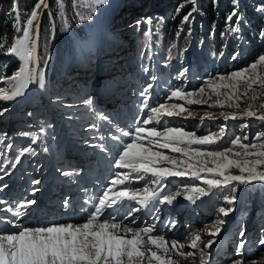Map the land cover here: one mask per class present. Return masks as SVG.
Listing matches in <instances>:
<instances>
[{
	"label": "snow or ice",
	"instance_id": "1",
	"mask_svg": "<svg viewBox=\"0 0 264 264\" xmlns=\"http://www.w3.org/2000/svg\"><path fill=\"white\" fill-rule=\"evenodd\" d=\"M79 0H77V3ZM92 5V11L96 10V5H107L109 0H89ZM58 13L61 17L65 15V0H57ZM186 3H191L193 8L182 17L181 30L184 24H190L195 17L193 13L199 12L197 0H185L177 12L181 11ZM43 6L48 9L47 0H38L30 14H26L25 26L22 36L15 39L7 47L6 54H15L22 58V66L10 78L12 86L0 88V102H10L24 95V90L30 82L38 81L39 88H45V74L43 70L39 72L35 68L30 69L29 64L37 60L36 49L40 35V24L35 25V39H33V22L40 19V10ZM213 6L219 7V0H213ZM258 11L264 12V7L258 8ZM13 14L16 25L19 26L20 13L18 0H14ZM49 15L51 12L49 11ZM91 18V17H89ZM235 18V25L232 22ZM243 14L240 12L239 0H232V11L226 14L225 32L237 36L241 33ZM142 21H137L140 24ZM147 24L152 23V17H147ZM158 31V28H157ZM152 29H149L150 35ZM180 32H177L179 35ZM189 34L191 30L189 29ZM224 35V33H222ZM260 37L264 39V30L260 32ZM7 37L0 38V48L5 46ZM176 47L175 44L172 45ZM223 55V53H221ZM236 55H239L237 53ZM236 56H233L235 59ZM151 59V57H149ZM46 62V61H45ZM264 66V55L248 67L232 71L228 74H218L209 76L194 91H185L183 86L170 88L165 95V101L156 106L150 103L154 87L153 83L147 86L139 93L141 99V111L147 109L145 118L136 119L133 128L125 131L116 127L118 134L110 138L118 143L119 151L113 158L115 171L113 178L108 181V186L102 190V193L95 197H89L84 201L87 207H82V221L78 222H58L53 221L36 226H26L21 221L29 210L36 205L35 194L40 191V180H33L30 189V196L21 197L15 202H9L0 198V264H178L173 260L172 254L185 259L193 257L196 251L201 256L200 264H210L211 252L209 251L216 242V237L222 231L221 227H216L214 231L208 230L207 235L211 237L207 243L200 247L202 236L194 230H189L184 239L187 246L193 251L184 252L186 243L180 240H167L162 234H154L156 221H159V205H172L177 197L183 196L187 201L196 203L201 197H207L217 192V202L224 201L226 206L215 208L217 214L227 217L234 211L232 205L237 200V189L239 185H248L252 182L264 183V171L260 167L264 165V132L257 133L251 142L245 134L243 138L236 135L230 138L226 145L217 144L225 136L227 125L220 126L218 132H210L207 135H197L195 131H186L183 127L168 126L166 117H193L194 113L187 105L208 104L211 95L205 98L206 89L211 91L217 99L210 107L219 105L221 108L227 103L228 107L240 108L239 101L247 96L248 90L253 89V85H259L264 89V77L257 73V67ZM144 72L149 68L144 67ZM188 72V68H183L178 73L177 79H181ZM152 81L157 79L151 76ZM245 85V91L240 93V86ZM226 88L230 91L221 92L220 89ZM258 94L254 92L251 100L255 101ZM199 97V98H194ZM172 98H177L184 103H169ZM87 106L92 105V100H84ZM71 107V105H69ZM264 108V105L260 106ZM250 104L246 110L241 113L231 112L221 116L224 121L237 119L239 116L256 117L264 121V112L252 110ZM8 108H0V116L8 112ZM29 116L32 113H28ZM215 119L211 113H206L205 117H200V122L204 119ZM98 119L111 123L109 117L103 113L98 114ZM165 120L162 130H158L161 121ZM156 125V126H149ZM91 128L97 127L95 124ZM241 129H247V123L242 124ZM43 131V128L41 129ZM21 136H30L32 143H35L40 137L37 134L22 132ZM123 138H128L125 142ZM4 135L0 134V141ZM104 139V137H100ZM257 141H260L257 143ZM195 146V147H194ZM12 149V144L5 145ZM104 148V146L97 145ZM157 149V150H154ZM163 150H170L171 153L180 154V157L165 154ZM47 151V149H43ZM106 151V149H105ZM26 154L35 155V149L29 144L19 151L15 152L11 159L0 160V171L5 176L11 173L7 168H15L21 163V157ZM0 155L3 151L0 150ZM211 163L213 167H209ZM238 169L239 174H232L231 169ZM72 172H63L64 176H71ZM203 174V175H202ZM169 177H190L191 181L185 183L183 187H178L175 192L166 188V182ZM211 177V178H209ZM4 176H0L3 181ZM140 180L144 182L142 188H133L132 181ZM202 181L205 187H201L198 182ZM233 182H238L234 184ZM8 187L7 184L0 183V192ZM128 202H137L142 208L147 209L153 218L152 223L145 222L144 226H136L132 217L134 212L141 208L129 207L128 211L122 216L117 214L120 208L125 207ZM64 209L72 207L70 200L65 199L62 202ZM108 209H112L111 212ZM107 213V214H105ZM218 225H223L225 221L219 219ZM177 226L174 219H170L164 224V227L171 230ZM241 238L245 237V231L239 232ZM247 243L246 239H241L236 245L237 259H232L229 264H248L244 258V249ZM258 243L264 246V236ZM251 264H256L253 259Z\"/></svg>",
	"mask_w": 264,
	"mask_h": 264
},
{
	"label": "rangeland",
	"instance_id": "2",
	"mask_svg": "<svg viewBox=\"0 0 264 264\" xmlns=\"http://www.w3.org/2000/svg\"><path fill=\"white\" fill-rule=\"evenodd\" d=\"M205 1L206 0H197V5L199 8V12L197 13L201 16L206 15L202 9L203 6L201 5V3ZM37 2L38 0H18L20 13V22L18 27L20 28L21 33L16 37V39L22 36L27 18L26 14H30ZM47 2L49 6L48 9H44L42 6L41 9L38 10L41 13L40 19L33 22V39L36 38L35 25L37 23L40 24V32L43 34V26H45L46 22L44 15L45 13L48 12V17L50 16L51 19H54L56 22L54 16L59 14L57 9V0H47ZM65 3L69 4L66 2V0ZM70 3L71 4L69 7L74 12L73 15H75L76 21L74 22L62 19L64 22L66 36L64 37L62 45L57 43L56 50L59 54L55 57L54 70L52 71L53 77L51 78L50 85V89L55 91V98H57L60 102H55L54 104L53 101L54 105L51 104V100L53 99H49V101L44 102V99L40 94L41 88H39L38 81H33L29 84L31 87L33 83H36L38 87L35 91L33 99L30 100L23 95L25 98L18 97L14 101L0 102V108L9 109V111L3 116H0V134H3L4 138L8 137V140L5 141V139H3L0 141V150L3 151V155H0V160L11 159L18 149L20 150L25 146L23 143L15 142L14 137L16 133L18 139L20 140L31 138L30 136L19 135L22 132L36 134L37 129H33L31 126L32 117L28 115V113H32L33 110H36L35 115L36 117L38 116L39 123L42 124V128L46 129L47 131L51 130L50 135L54 138L56 144H59L58 138L60 135H63L68 139L69 145L67 142V148L63 156L66 159V164L68 165L60 167V171L65 168L68 169L71 166L76 168L78 167L81 171H83V168L86 166L84 164H78L76 161H74L75 163L73 164L72 160H70V157L73 159L75 155V148H71L72 142L76 143L78 146L79 143H82L81 147L90 149V152H97L98 155L96 154V161H102V158L109 157V160L107 161L114 162L113 158L116 157L119 147L118 143L113 141L110 137L112 135L118 134L116 132V127L126 130V128L122 127L128 125L127 127L133 128L136 119L142 120L145 118V114L148 110L144 109L141 111L142 98L139 96V93L147 86L148 83H153L154 85L152 89L153 97L150 103L152 106H156L157 104L163 103L165 101L166 92L170 88L183 86L185 91H194L199 86H201L209 76L228 74L232 71L248 67L250 64L254 63L260 55H264V52L260 53L246 65L230 67L228 70L221 69L224 62L223 55L225 47L227 46V50L229 51L227 54L229 60H234L233 56H236V54L239 53L241 49H244V42L246 40V33L244 32L245 27L248 25H253L256 29L258 28L252 24L251 21L256 17V15L260 14L258 8L264 7V0H239L240 12L244 9V11L248 13L250 19L248 20V17L246 19L243 15L244 19L242 22V30L241 33L237 35V37H230V34L225 32L227 27L225 20L220 29L219 26L215 27L214 24L209 26L206 20H203L202 18L198 20L197 13H193L195 19L190 24H184L183 29L181 30L182 17L193 8L191 3H186V6L177 13L178 7L182 3H185V0H109L107 5H101L102 11H107L109 17L110 13L112 14L109 24L107 23V27L101 19L102 16L100 15V5H96V10L92 11V5L90 4L89 0H79L78 3L77 0H70ZM225 3H229L228 6L230 7L229 10L231 12L232 0H219V7L213 6V8L219 10L220 7H223ZM13 4L14 0H0V10H3V7L6 6V10L4 11L5 15H7L8 19L12 20L13 25L17 26L16 21L14 20ZM27 9H30L28 13ZM49 11L51 12V15H49ZM226 11L229 13L227 9ZM179 14L181 15L179 16ZM261 15L263 16L262 21L264 22V12ZM166 16H168L170 19H173L174 17L178 19L175 25V36L173 37L172 42L176 43V40L178 41L176 44L178 47L179 56L175 62L171 61L169 63L172 65V67H169L163 74L154 73L152 76H156L157 79L152 81L150 79V72H144L143 68L147 67L149 63H152L151 65L154 63H159L160 60L167 58L166 54L169 52L168 50L162 51L161 49H155L156 47L154 48L152 46L150 56L143 58L142 50L146 45V41L143 38L144 34L140 25L141 23L137 24V21H145L147 17H152V23L147 24V27L152 29V31H156L157 28L161 31L163 25L162 20ZM172 22V24L175 23L174 21ZM232 24L233 26L235 25V18L233 19ZM261 28L258 31H260ZM189 29L195 35L198 48H201V46L202 48H205V44L207 43L208 39L214 36V31L216 30L218 32V36L221 37L223 42V45L220 47V49H217V55L209 56L206 61L202 60L194 63V60H190L187 52V44L189 41L184 42L185 36L189 33ZM160 31L159 33H162ZM178 31L180 32L179 35H177ZM222 33H224V35H222ZM119 35H124L126 40H130L129 43L123 41L120 44L118 39ZM93 37L99 38V40L102 38L104 40V44L100 48H98V45L96 46L97 48L92 47L90 43L93 40ZM44 39V36L39 35L36 49V52L39 50L40 56L39 71H44L46 66V59L43 60L41 58L42 45L43 42H45ZM155 39V36L153 38V36L150 35V40L153 43L156 41ZM124 43L129 45L128 49L124 47ZM67 44L71 46H69V49L68 47H65ZM193 46L194 44H192V47ZM43 48L45 49V46ZM117 49L119 51H116ZM100 51H102L103 54L99 53ZM221 53H223V55H221ZM99 56L104 57L100 63H104L102 64V67L104 68L105 66V71H108L106 75L103 73L101 77H106L111 74V77H108L105 80H102V78L100 79L103 81L101 86L107 84L104 83L105 81H111L114 76H118L120 82H125V85H123L124 83L119 84L117 96L119 97V101H121L123 95V85L126 90H128V92L126 91L125 93L126 101H121L120 104H116V102H110L108 99H106L107 102L111 103L110 105L101 98V94L95 92L91 93L93 86L92 77H95L94 64L96 63L97 57ZM149 57H151V59H149ZM114 58L117 60L116 63L114 62ZM17 59L19 66L17 67L16 71H18L22 66V58L17 57ZM107 63L113 64L108 66ZM31 64L32 62L29 64L30 69H32ZM183 68H188V72L185 73L183 78L177 79L178 73L182 71ZM256 71L260 76L264 77V66H258ZM147 73L149 74L147 75ZM173 73H176L175 77L173 76ZM7 76L9 75L7 74V69L4 66L2 69H0V88H11L12 83L7 81ZM45 86L48 87L49 85H46L45 83ZM245 87L246 86L243 84L240 86L241 94L244 93ZM220 91L228 92L230 90L222 88ZM254 92L258 94L255 101L251 100V96L254 94ZM61 93L63 94V97L70 96L72 98V102H67L65 99H60ZM93 94H96L95 99L97 111L96 113L91 110L90 111L93 112L96 119H89L87 105H85L82 101L90 99ZM208 95H211V100H209L208 104L187 105L185 103V107L194 113L193 117H186V114L184 117H166L165 120L167 121L168 126L183 127L186 131H195L199 136L207 135L210 132H218L220 126L226 124L227 128L225 131V136L221 140L217 141V144L221 145H226V142L230 138H234L236 135H239L241 138H243L245 134L248 136V141L246 142H251L257 133L264 132V121H261L256 117L238 115V118L235 120L229 119L228 121H224L223 117L221 116V112L226 115L231 112H236L239 114L246 110L250 104L253 106L252 110H258V115L260 112H264V108L260 107L261 105H264V89H261L259 85H253V89L248 90L247 96H244L239 101V109L228 107L227 103L223 108H221L219 105L210 107V105H212L215 100H222L223 97H217L211 91L206 89L205 98H207ZM16 103H19V107L18 105L15 106ZM169 103L184 102L178 100L177 98H172ZM69 105H71V107H69ZM118 107L121 109L120 113V109ZM126 109H132L130 115L127 117L125 114ZM66 112L68 115L63 116V113ZM100 113L107 115L111 123L98 119V114ZM206 113H211L213 117L216 118H205L203 123H201L200 117H205ZM118 116L121 118V121H124L125 119V121L128 120V122L126 124L121 123ZM165 120L161 121V126L158 127V130H162V125L164 124ZM102 121L106 123L105 126L102 125ZM244 123L248 124L249 127L247 129H241L240 126ZM93 124H95L97 127L91 128L90 125ZM107 125L110 126V129L106 127ZM100 137H104V139H100ZM12 139L14 141L9 142V140ZM259 142L260 141H257V143ZM9 143L13 144L12 149L5 147V145ZM101 144L104 146L103 149L97 147V145ZM154 150L157 149L154 148ZM163 151L167 155L180 157V154L171 153L170 150ZM91 158L92 157H88L87 160L89 161ZM34 161L37 162L38 160L35 159ZM208 166L213 167L214 165L209 163ZM32 168L34 169L36 167L32 166ZM8 169L9 168L6 170L8 171ZM111 169L114 168L112 167ZM260 170L264 171V165L260 167ZM30 171L33 172V170ZM37 171L39 173L33 172L31 179L41 176V172L45 171V169H40ZM230 171L232 174H239L238 169L233 168ZM71 172L74 173V171ZM1 173L4 172L0 171V174ZM98 174L99 176H103L100 171ZM109 176H112V173H110ZM191 179L192 178L190 177H169L166 182V188L171 192H175L178 187H183L184 184L191 181ZM7 180L8 179H3V181H0V183ZM198 183L201 187H205L202 181ZM143 186L144 182L140 180H134V183L132 184L133 188H142ZM248 186L254 190L250 209L246 211L239 208V211L236 212V209L238 208L237 202L240 197L239 190L237 189V200L234 205H232L234 211L229 213L227 217H224L222 214H217L215 211L216 207H227L224 201L220 200L217 202L216 196L213 195V193L217 192L215 189H213V193H210L209 196L201 197L200 199L196 200L195 204L187 201L183 196L177 197V200L174 201L172 205L166 204L167 208L164 207L160 209V212L158 213L160 219L159 221H156V223H158L156 225L157 231L154 234H162L169 241L172 239H177L180 240L181 243H186V247L183 249V251L188 252L193 251L187 246V242L184 239L186 233L189 230H194L195 232L201 234L202 241L200 242V247L203 248L208 239L211 238L206 234L207 229L214 231L215 228L219 226L222 228V231L216 237V242L209 250L211 252L210 264H229L230 260L239 258L236 255V245L241 239L247 240L244 249V258L248 261V264H251L253 259L256 260V264H264V246L258 243L259 239L264 236V201L260 196V190L261 187L264 186V183L252 182L248 184ZM32 187L33 186L30 185L29 188ZM129 207L139 208L140 205L137 202H132L131 206L129 203L127 204V209H129ZM145 211L146 210L142 208L140 211L134 212L133 214L137 215V213L141 212L145 218H148V213ZM119 214L121 215L122 213L119 211ZM145 218L137 221L136 226L142 227L144 226L145 222H153L151 213L149 214V218H151L150 220ZM170 219H174L177 222V226L169 231V229L164 227V224ZM219 219H223L225 221L222 226L218 225L217 223ZM29 222L30 221H28V223ZM241 229L245 231L244 238L239 236ZM172 258L173 260L178 261V264H200L201 261V256L198 251H196V254L193 257H189L187 259L180 257L175 253L172 254Z\"/></svg>",
	"mask_w": 264,
	"mask_h": 264
},
{
	"label": "trees",
	"instance_id": "3",
	"mask_svg": "<svg viewBox=\"0 0 264 264\" xmlns=\"http://www.w3.org/2000/svg\"><path fill=\"white\" fill-rule=\"evenodd\" d=\"M29 1V0H27ZM66 2H68L69 4L65 5V15L63 17H61L59 14H56L54 16L56 22L54 21V19L52 20L51 17H48V12L45 13V26H43V34L41 32V36H44V40L45 42H43L42 45V59L43 60H48L49 55L51 53V49H52V64H51V78L53 77V73L52 71L54 70V62H55V57L56 55H58L59 53L57 52L56 48H57V43L61 44L63 43L64 37L66 36L65 34V29H64V22L63 20H69V21H76L75 19V15H73V11L70 9V0H66ZM201 5L203 6L202 9L204 10L206 15L201 16L200 14H198V20L199 19H203L206 20L207 24L210 26L212 24H214L215 27H218L221 29L222 24L224 22V18L227 14L226 9L230 12V7L228 6L229 3H225L223 7H220V9H214L213 8V1L212 0H206L205 2L201 3ZM3 10H0V38L3 37H7V40L5 42V46L3 48H0V69H2L4 66L7 69V74L9 76H7V81L10 82L9 78L16 72L17 67L19 66V62L18 59L16 57L15 54H6L7 51V47L10 46L14 40L16 39V37L21 33V30L18 26H15L12 24V20L7 18V15H5V10H6V6L3 7ZM58 9V8H57ZM30 9H27V13L29 12ZM173 13H174V9H173ZM178 13V12H177ZM241 13L245 16V18L248 20L250 19L248 13L246 11H241ZM260 14L256 15V17L254 19H252V24H254L255 26H257L258 28L256 29L253 25H248L245 27V33H246V40L244 42V49H241V51L239 52V55H236V58L234 60H229V58L227 57V54L229 53V51L227 50V46L224 49V62L223 65L221 67L222 70H228L230 67H235V66H242V65H246L248 64L253 58H255L257 55H259L260 53L264 52V39H262L260 37V32L262 30H264V22L262 21V13L263 12H259ZM181 14H179L180 16ZM195 15V14H194ZM178 16V17H179ZM175 18V17H174ZM170 19L168 16L163 18V25H162V29L160 30H156L153 31L151 34L154 38L155 36V42L154 45L158 50H162V51H167L169 53H167V59L161 63L159 65V68L161 71L166 70V68L168 67L169 63L171 61H176L179 53H178V47H177V40L176 43H173V37L174 35V29H175V25L176 22L178 21V19ZM174 21L175 23L172 24ZM254 22V23H253ZM141 27L143 30V38L146 41V45L143 47L142 50V56L143 58H146L147 56H149V35L147 32V23L145 22H141ZM262 27V28H261ZM139 28V27H138ZM261 28L260 31H258ZM162 32V33H159ZM204 36V33H203ZM230 37H233L232 35H230ZM237 37V36H234ZM139 40V38H138ZM191 43L194 44V46L191 48L190 53H189V57L190 59H193L194 61L200 59L203 61H206L208 59L209 56L213 55H217L218 50L220 49V47L223 45V42L221 40V37L218 36V32L215 30L214 31V36L210 37L207 41V43L205 44L206 47L205 48H198V43L197 40H195L194 37V33L191 32V34H187L185 36V40L184 42L190 41ZM204 40V39H203ZM175 44L176 47L173 48L172 45ZM45 46V49L43 48ZM69 46L67 44V46L69 49ZM71 47V46H70ZM65 49V48H63ZM67 49V50H68ZM63 56V54H62ZM150 67V66H149ZM153 68H151V70H153ZM11 83V82H10ZM242 188V202L239 204V208L242 210H246L248 211L250 209V204H251V199H252V195H253V189L250 186H240L239 188ZM261 194V198L264 201V186L261 187L260 190Z\"/></svg>",
	"mask_w": 264,
	"mask_h": 264
},
{
	"label": "bare ground",
	"instance_id": "4",
	"mask_svg": "<svg viewBox=\"0 0 264 264\" xmlns=\"http://www.w3.org/2000/svg\"><path fill=\"white\" fill-rule=\"evenodd\" d=\"M100 10H101V13H100V15L102 16L101 17V19H102V21H103V23L106 25V27H107V23L109 24V22H110V18H111V16H112V14L110 13V17H109V15H108V12L107 11H102V9H101V5H100ZM40 36H41V32H40ZM120 37H122V40L118 37V39H119V41H120V44H121V42H123V41H125L126 43L128 42L129 43V39L128 40H126L125 39V36L124 35H122V36H120ZM90 43V42H89ZM126 43H124V47H126V49H128L129 47V45H126ZM91 46L92 47H96L97 45H98V48H100L103 44H104V40L101 38L100 40H99V38H95V37H93V40L91 41ZM119 44V43H118ZM123 45V44H122ZM97 48V47H96ZM116 51H119L118 49L116 50ZM99 53H101V54H103L102 53V51H100ZM36 56H37V60H35V61H33L32 62V64H31V68H35L36 69V71L37 72H39V66H40V56H39V50L36 52ZM103 57V56H102ZM101 57V58H102ZM104 59V57L102 58V59H100L99 60V62L100 61H102ZM101 64V63H100ZM103 64V63H102ZM101 64V65H102ZM104 66V65H103ZM106 69H105V66H104V68L102 67V71H103V73H104V71H105ZM48 72H49V70H48ZM107 74V73H106ZM106 74H104V75H106ZM102 76V75H101ZM108 77H111V74L110 75H108V76H106V77H101L102 78V80L104 79H106V78H108ZM47 78V76L45 75V79ZM97 83H100L99 81L97 82ZM104 83H107V86H108V89H110L111 87H113L112 85H115V92H113L110 96L107 94V93H104V95H103V99L105 100V102H107L106 101V99H108V101H110V102H112V101H114V102H116V104H120L121 103V101H126V99H125V93H126V91L128 92V90H126V88L123 86V85H125V82H123V83H121L120 82V79H119V77L118 76H114L113 77V79H111V81L110 80H107V81H105ZM30 84V83H29ZM119 84H123L122 85V87H123V90H122V100L121 101H119V97L117 96V93H118V89H119ZM46 85H47V83H46ZM49 87V86H48ZM29 88V89H28ZM38 87H37V85H36V83H33V85L30 87L29 85H28V87L24 90V96H26L27 98H29L30 100L31 99H33L34 98V95H35V91H36V89H37ZM29 90V93H28V90ZM26 90H27V92H26ZM45 100V99H44ZM108 104H110L111 105V103H109V102H107ZM16 105H18V107H19V103H16L15 104V106ZM118 106V105H117ZM119 108V107H118ZM120 109V108H119ZM120 111H121V109L119 110V113H120ZM126 111V117L128 116V115H130V113H131V111H132V109H126L125 110ZM121 121V120H120ZM77 157H78V159H79V161H78V163H84V164H86L87 165V167H90L91 165H93L94 163H95V161H94V157L95 156H88V152L85 150V149H81L78 153H77ZM88 157H92L91 158V160H87L88 159ZM81 161V162H80ZM84 161V162H83ZM99 171H100V169L99 170H97V173H96V175H95V177H103V176H99ZM115 171H113V172H111L112 174L114 173ZM101 173V172H100ZM92 178L94 177V176H91ZM99 179V178H98ZM76 182L75 181H73V183H71L70 185H72V184H74V185H76L75 184ZM3 184H7L8 185V187L1 193L0 192V198H3L4 200L6 199V198H8V196H6V193H11V194H14V193H21L22 191H23V189L21 188V185H19V184H15V182H12V183H9V182H5V183H3ZM94 184H97V181L96 182H94ZM93 187L92 186H88V187H82L81 189H77L76 187H74L73 189H70L69 190V193H70V196L69 197H71L72 199L70 200V202L72 203V205H74V203H75V207H74V209H76V210H78L79 212H82V207H87V205H85L84 204V201H86V200H88L89 199V197H95L96 195L95 194H92V192H91V189H92ZM94 189H98V186L97 187H94ZM9 202H13L12 200H8ZM129 205L131 206V203H129ZM38 209H36L35 210V212L34 213H32L31 212V210H29V212H28V214L25 216V217H23L22 218V223L24 224V223H28V221H30L29 223H32V224H40V222L41 221H44V222H47L48 221V219H47V217H50V216H52V217H58V215L57 214H50V215H47V214H44V213H40L39 214V212H38V210L40 209V205H38ZM59 209H61V210H64V208H60L59 207ZM121 210H123L124 211V213H126L127 211H128V209H127V205L125 206V207H122V209ZM146 210V209H145ZM108 211L109 212H111L112 211V209H108ZM146 212V211H145ZM105 214H107V213H105ZM147 214V213H146ZM145 214V215H146ZM39 215V216H38ZM118 216H122V214L120 215L119 213L117 214ZM38 216V218H36ZM35 217V219H33ZM143 218H145V216L141 213V212H139V213H137V215H132V217H130L129 219L131 220V219H134V220H136V221H140L141 219H143ZM78 221H82V215H80V213L79 214H73V208H72V211H71V213H70V215H69V219L67 220V222H73V223H75V222H78ZM61 222V221H60ZM209 229H207V231H208ZM170 231V230H169ZM206 231V232H207ZM181 232H183V231H181Z\"/></svg>",
	"mask_w": 264,
	"mask_h": 264
}]
</instances>
